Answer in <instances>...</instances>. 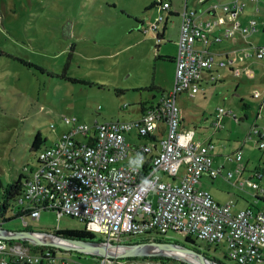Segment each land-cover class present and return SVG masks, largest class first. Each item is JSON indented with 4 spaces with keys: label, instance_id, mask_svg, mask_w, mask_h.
<instances>
[{
    "label": "rangeland",
    "instance_id": "obj_1",
    "mask_svg": "<svg viewBox=\"0 0 264 264\" xmlns=\"http://www.w3.org/2000/svg\"><path fill=\"white\" fill-rule=\"evenodd\" d=\"M158 1L0 0V178L5 184L17 178L26 165L35 167L39 151L52 145L69 128L62 123L64 115H75L89 124L95 120L135 119L141 102L149 106L172 90L175 63L171 56L177 52L175 39L181 19L179 13L172 12L183 10L186 0H171V8L163 12L166 23L159 24L160 38L151 29L160 13ZM188 3L189 7L200 8L198 0H188ZM260 7L262 10L255 17L261 25L264 0ZM257 35V32L253 34L252 40L257 42ZM258 65L254 79L241 74L239 78H226L209 87L203 84L194 97L187 93L177 97L186 125L197 126L196 136L209 129L211 116L220 107L226 113H236L239 121L225 115L224 127L213 138L217 146L216 161L234 167L246 163L247 170L251 171L257 166L264 168V148L258 147L254 132L255 124L264 131V68L261 63ZM236 80H240L239 86ZM255 92L260 96L256 97ZM37 132L44 141L39 149L33 150ZM127 136L132 143L148 142L145 137ZM78 138L82 140L83 136ZM237 151L243 154L241 162L225 159L227 154L235 155ZM160 175L171 179L162 172ZM238 193L249 194L254 202L250 193ZM150 197L153 201L157 199L154 193ZM24 220L32 230L45 232L85 227L84 222L70 215L58 218L54 210H42L36 219L25 215ZM22 222L16 216L5 221L2 227L20 230L25 227ZM167 236L192 246L174 231ZM42 239L52 240L47 236ZM16 240L33 252H37V246L53 250L52 259L44 258L43 264H101L102 260L107 264H194L191 261L201 264L177 248L165 254L116 256L128 249L111 246L113 251L108 248V252L111 250L114 256H106L81 252L68 243ZM124 242L131 246L148 243L136 237ZM197 244L202 249L209 246L210 254L223 264H234L224 256V240L211 245L197 240ZM159 249L153 246L148 251ZM156 256L165 259H152ZM1 259L2 254L0 262Z\"/></svg>",
    "mask_w": 264,
    "mask_h": 264
},
{
    "label": "built area",
    "instance_id": "obj_2",
    "mask_svg": "<svg viewBox=\"0 0 264 264\" xmlns=\"http://www.w3.org/2000/svg\"><path fill=\"white\" fill-rule=\"evenodd\" d=\"M258 1L198 0L202 5L209 3L208 11L215 12L221 6L231 20L222 35L214 36L210 35L211 29L224 17L218 16L215 22H199L194 18L196 11L188 10L185 4L174 57L173 88L147 106L139 118L95 120L89 124L75 115H64L62 123L69 128L52 145L39 151L37 165L30 169L16 199L15 209L21 213L23 225L28 224L25 215L36 219L42 210H54L58 218H78L87 230L107 242L125 243L147 232L168 235L174 231L206 244L224 240L225 258L234 264L264 262V206L233 212L230 202L216 201L199 185L204 175L215 178L224 174L227 179L236 178L239 187L253 190L260 199L264 188L256 179L262 177V171L255 169L253 177L247 179H241L243 164L224 172L223 165L214 163L212 144L195 140L193 129H181V110L177 105L179 94L195 96L202 72L213 67L214 54L207 46L236 33L246 36L258 29L257 19L249 18L246 23L240 19L247 3ZM157 6L160 13L151 25L153 30H158L165 20L163 12L171 8V2L159 0ZM251 55L264 66V45L254 46V54L243 53ZM235 60L236 56L228 59L230 63ZM254 95L258 97L259 93ZM218 111L220 118L226 113L221 107ZM215 126H222L220 119ZM161 130L156 139V132ZM254 132L258 147L264 148V131ZM81 135L82 140L78 138ZM127 135L154 141L132 143ZM226 159L241 162L243 156L239 151ZM160 172L171 179H164ZM152 193L157 195L156 201L150 197ZM3 223L0 217V227ZM0 254V264H36L41 259L38 251L33 252L12 238L0 239ZM101 264L107 262L102 260Z\"/></svg>",
    "mask_w": 264,
    "mask_h": 264
},
{
    "label": "crops",
    "instance_id": "obj_3",
    "mask_svg": "<svg viewBox=\"0 0 264 264\" xmlns=\"http://www.w3.org/2000/svg\"><path fill=\"white\" fill-rule=\"evenodd\" d=\"M169 1L171 2V6H172V1L171 0H169ZM227 1L228 0H221L222 3L227 2ZM260 3H261V0H259L258 2H248L247 3L243 12L240 15V19L243 23H246L249 18L257 19L255 17L256 12L258 13V12H261V10H262L260 7ZM185 4H186V8L188 10L194 9L196 11L194 18H195V20H197L199 22H203V23L215 22L217 20L218 16L224 17L223 22L217 23L213 26V28L210 31L211 36L222 35L224 28L226 26L230 25V23H231V20L225 15V11L222 9L221 6H219L217 8V10L214 12V11L206 10V7H207L206 4L207 3L203 4V5L197 4V6H200V8L198 7L199 9L189 7L188 0L185 1ZM181 11H183V10H181ZM181 11L180 12H172V13L174 15H177L179 13L180 17H181ZM166 20H167V18L161 23H166ZM181 20H182V17L180 19V24H181ZM258 23H259V21H258ZM159 29H160V25L158 27L157 32H159ZM163 30H164V27H163ZM256 32L258 34L257 35V42L255 40H252V38H251V36L253 34H255ZM178 38H179V34L176 36V39H175V44H176L177 50H178ZM263 39H264V23L261 25L258 24V29L255 32L250 33L249 35L244 36L242 34L236 33L234 37H225L222 39V41L213 42L209 46H207L208 50L214 54L215 63H214L212 68L205 69L202 72L201 79L199 82V91L203 88L202 87L203 84H207V86L209 87L210 84H215L216 82L224 80L226 78H229L230 80L234 79L235 77L239 78V76L241 74H246L251 79L256 78L257 72H255V70H256V68L257 69L260 68L258 63H261L262 66H263V63L260 60H258L254 55L243 56V53L245 51H248V52L254 54V46L264 45ZM176 54H177V52L173 56H171V59L173 62H174V57L176 56ZM233 56H236V60L233 63H230L228 61V59L230 57H233ZM221 60H225L226 64L220 65L219 62ZM263 68H264V66H263ZM239 82H240V80H236L237 86H239ZM259 96H260V94H259ZM147 106L148 105H145L143 102H141L140 109H139V111L135 117L139 118ZM225 115H230V117L233 120L235 119L236 121H239V118L237 117L236 113H234L232 111L225 113L224 115H221V118L219 117V111H216L215 114H213V116H211L209 129L205 130L203 132H200V135H198V136H196L197 126L196 125H194V126L186 125L185 116L182 115V113H181V124H180L181 129H193L194 130V139L195 140L212 144V146H213L212 151L214 154V163H215V165H223L224 172L228 171V170H234L236 167V166L235 167L234 166H226V163H224V162L220 163L219 160L216 161V156H218V154H215V152H214L215 148L217 146H216L215 142L213 141V138L215 135H217V132L224 127L223 124L221 127H216L215 121L217 119H220V122L222 123L223 119L225 118ZM256 126L257 125L255 124L254 129H257ZM163 128H164V126L162 125V129ZM258 130H260V129H258ZM161 132H162V130L160 132H156V134H155L156 139L160 138ZM251 135H252V133H249V136H251ZM151 139H148V141L149 140L154 141L153 138H151ZM127 140H128V136H127ZM238 152L239 151H237L236 154ZM241 154H242V152H241ZM242 156H243V154H242ZM226 160L230 161L228 159H226ZM231 162H234V161H231ZM245 164L243 163L244 167L242 170L241 179H247L249 177H253V171L255 170V169L252 171L247 170V165H245ZM225 168H226V170H225ZM256 169L262 171V177L260 179H256V180L264 188V168L257 166ZM246 172H248V173H246ZM235 179L234 178L227 179L224 177V174L217 176L215 178H211L207 175H204V176H202L199 185L202 188L207 189L216 201H218L220 203L230 202L232 204V211H233V209L238 208L240 210V209H243V208H246L249 206H252V207L264 206V197H262L260 199L256 198L253 190L239 187L235 183ZM219 185H220V187H219ZM241 191L250 193L252 195V197H254V202H253L252 198L249 196V194L242 193L243 196L238 195L239 194L238 192L241 193ZM257 264H264V262H257Z\"/></svg>",
    "mask_w": 264,
    "mask_h": 264
},
{
    "label": "trees",
    "instance_id": "obj_4",
    "mask_svg": "<svg viewBox=\"0 0 264 264\" xmlns=\"http://www.w3.org/2000/svg\"><path fill=\"white\" fill-rule=\"evenodd\" d=\"M154 31H158V30H154ZM160 36H161V34L159 32H157V38H160ZM43 141H44V139L42 138L41 133L37 132L34 136L31 148L33 150L39 149L41 146V143ZM30 169H31V167L26 165L23 168V172L20 173L17 178L12 179L11 182L6 183V184L0 178V190H2L1 194H0V196H1L0 217L4 222L12 219L13 217L21 215V213L15 209V208H17L15 203H16L17 197L21 194L23 188L25 187V183L28 179ZM7 215H9V216H7ZM23 229L32 230V228L29 224L25 225V227ZM55 231L57 233H61L63 235H66V236H69L72 238L82 239V240H86V241H105L100 235L96 234L93 231L87 230L86 227H84L82 229H77V228L56 229ZM136 240H139L141 242H149V241H153V242H178L176 239L174 240L171 237H168L167 235L161 234L158 232H155L153 234L150 232L149 233L147 232V233L143 234L142 236H140L139 238H137V236H136ZM185 240L192 245L191 246L192 248L196 249L197 251L202 252L203 254L207 255L209 258H212V259H215V260L221 262L214 255L210 254L209 246L205 247V249L204 248L202 249L201 245L197 244V240L190 235L186 236ZM22 242L27 243V241H23V240H22ZM208 245H211V244H208ZM37 248H38V250H37L38 253L41 255V259H40L41 264L44 263V261H43L44 258H47V259L52 258V254L54 252L53 250L41 248L38 246H37ZM48 254H50V255H48ZM224 256H225V252H224ZM155 258L161 259V260L165 259V257H157V256L152 257V259H155Z\"/></svg>",
    "mask_w": 264,
    "mask_h": 264
},
{
    "label": "water",
    "instance_id": "obj_5",
    "mask_svg": "<svg viewBox=\"0 0 264 264\" xmlns=\"http://www.w3.org/2000/svg\"><path fill=\"white\" fill-rule=\"evenodd\" d=\"M42 236H47L52 239L57 240H64L70 243V246L73 248H77L81 252L85 253H98L99 255H106V256H114V254H105L100 251H98L97 247L95 245H101V246H107L111 245L113 247H123L129 249L130 247H133L127 243H113V242H107V241H86L82 239L72 238L66 235H63L61 233L54 232H45V231H37V230H26V229H20V230H10L3 227H0V239H18L23 241H31L33 243H51V242H44L42 239ZM187 242V241H186ZM73 243H79L83 247H76L75 245H72ZM153 243V244H159L162 246L159 250H153V251H133L129 250L126 253H118L116 256H137V255H157V254H165V251L169 250L172 247H177L180 250H183L190 254L191 256L197 258L198 260H204L208 262H212L214 264H223L222 262H219L215 259L209 258L207 255L203 254L200 251H197L196 249L187 246L186 244L179 243V242H148L146 244ZM92 244V245H90ZM134 245V246H138ZM143 245V244H142ZM195 264V263H194Z\"/></svg>",
    "mask_w": 264,
    "mask_h": 264
},
{
    "label": "bare ground",
    "instance_id": "obj_6",
    "mask_svg": "<svg viewBox=\"0 0 264 264\" xmlns=\"http://www.w3.org/2000/svg\"><path fill=\"white\" fill-rule=\"evenodd\" d=\"M52 239V238H51ZM44 241V240H43ZM44 242H47V241H44ZM49 242H58V243H68V244H70L69 242H67V241H64V240H57V239H52V240H50ZM72 245H75L76 247H83L81 244H79V243H73ZM90 245H92V244H90ZM153 246H158V247H160V248H162V246L161 245H159V244H151V243H149V244H143V245H138V246H133V247H130V249H128V250H126V251H123V252H118V253H126L127 251H129V250H133V251H138V252H140V251H148L151 247H153ZM95 247H97V249H98V251H100V252H102V253H105V254H109V253H111L110 251V249H112V251H113V247H111V245H107V246H101V245H95ZM103 248V249H102ZM108 248H110L109 250V252H108ZM172 248H177V247H172ZM171 249V248H170ZM177 249H179V248H177ZM114 253V252H113ZM117 253V254H118ZM171 255H173V254H171ZM173 256H176V255H173ZM177 257V256H176ZM179 258H181V257H179ZM182 259H184V258H182ZM189 261H191V260H189ZM191 262H193V263H195V264H199V263H196V262H194V261H191ZM201 264H214V263H212V262H208V261H204V260H201V262H200Z\"/></svg>",
    "mask_w": 264,
    "mask_h": 264
}]
</instances>
